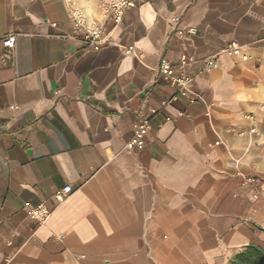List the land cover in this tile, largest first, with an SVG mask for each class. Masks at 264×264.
Here are the masks:
<instances>
[{"label": "crops", "instance_id": "obj_1", "mask_svg": "<svg viewBox=\"0 0 264 264\" xmlns=\"http://www.w3.org/2000/svg\"><path fill=\"white\" fill-rule=\"evenodd\" d=\"M102 1L0 0V264H230L264 247V0H144L117 27ZM75 9L111 45L74 33Z\"/></svg>", "mask_w": 264, "mask_h": 264}, {"label": "built area", "instance_id": "obj_2", "mask_svg": "<svg viewBox=\"0 0 264 264\" xmlns=\"http://www.w3.org/2000/svg\"><path fill=\"white\" fill-rule=\"evenodd\" d=\"M144 0H103L100 8L107 15L108 20L113 22L115 27L119 26L126 11L136 8ZM71 19L74 23V33L83 34V41L89 43L94 47L96 51H100L105 46L111 45V37L105 32L103 26L98 23L88 20V16L82 9H75L72 12ZM16 36L9 35L3 40V45L7 50H12L15 47ZM232 53L240 57L242 60H248V56L243 54L241 47L236 42L230 44ZM133 52V47H129L126 53ZM217 61L209 60L208 67H215ZM160 77L173 89H176L181 96L193 95L190 88L193 80L186 74H179L176 72L175 67L168 61L163 60L159 67ZM195 96V95H194ZM176 99V98H173ZM171 100H163L162 106H167ZM152 114H156L157 110L152 109ZM152 130L151 121L149 118L143 119L133 127L132 139L127 144V147L131 150H143L146 145V137ZM255 132V130H253ZM73 188L66 186L62 190H58L54 194V199L57 203L63 202L69 194H71ZM29 216L43 225L50 217L51 211L44 205L39 204L36 207H32L28 210ZM83 258V257H81ZM80 264V263H78Z\"/></svg>", "mask_w": 264, "mask_h": 264}, {"label": "trees", "instance_id": "obj_3", "mask_svg": "<svg viewBox=\"0 0 264 264\" xmlns=\"http://www.w3.org/2000/svg\"><path fill=\"white\" fill-rule=\"evenodd\" d=\"M230 264H264V247L249 245L238 253Z\"/></svg>", "mask_w": 264, "mask_h": 264}, {"label": "bare ground", "instance_id": "obj_4", "mask_svg": "<svg viewBox=\"0 0 264 264\" xmlns=\"http://www.w3.org/2000/svg\"><path fill=\"white\" fill-rule=\"evenodd\" d=\"M85 13H86V12H85ZM86 16H88L87 13H86ZM88 20H90L89 17H88ZM91 21H92V20H91Z\"/></svg>", "mask_w": 264, "mask_h": 264}]
</instances>
